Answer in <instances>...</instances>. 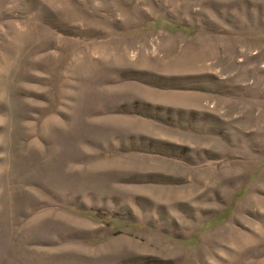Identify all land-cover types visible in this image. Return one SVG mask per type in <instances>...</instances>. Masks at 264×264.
Masks as SVG:
<instances>
[{
    "label": "rangeland",
    "instance_id": "obj_1",
    "mask_svg": "<svg viewBox=\"0 0 264 264\" xmlns=\"http://www.w3.org/2000/svg\"><path fill=\"white\" fill-rule=\"evenodd\" d=\"M0 264H264V0H0Z\"/></svg>",
    "mask_w": 264,
    "mask_h": 264
}]
</instances>
